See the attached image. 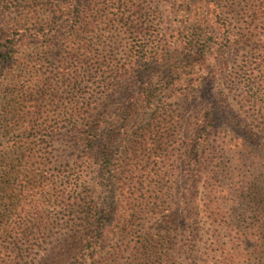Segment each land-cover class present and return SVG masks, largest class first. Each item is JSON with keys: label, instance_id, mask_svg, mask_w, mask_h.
I'll return each instance as SVG.
<instances>
[{"label": "rangeland", "instance_id": "obj_1", "mask_svg": "<svg viewBox=\"0 0 264 264\" xmlns=\"http://www.w3.org/2000/svg\"><path fill=\"white\" fill-rule=\"evenodd\" d=\"M199 1L209 7L214 4V0ZM218 1L222 14L216 22L219 26L226 24L231 27V38L224 49H213L205 58V82L194 81L191 75L183 76L167 102L170 124L162 130L157 116V121L148 126V115L143 129L130 135L138 137L143 134L146 139L140 145L134 139L127 143L130 161L126 163L130 165L127 167L128 176L143 181L147 191L135 198L127 197L119 206L121 219L109 224L104 250L116 264H131L137 243L146 234L152 235L155 241L161 240L163 252L159 254L164 262L168 259L166 264H193L190 233L197 247V264H215L216 254L221 248L225 253L229 252L234 248L235 240L251 225L264 226V36L247 31L248 4L252 1ZM184 2L157 0L155 6L164 13V17L157 20L159 26L164 29L179 27L181 13L171 15L170 9L174 5L180 9ZM22 19V14L17 12L0 14V39L9 29L20 22L25 23ZM185 38L189 39L186 34L183 35ZM115 54L118 59L122 57L118 51ZM19 57L21 61L9 75L0 78L1 97L3 87L15 77L25 76L28 68L39 71L34 77V83L38 85L46 80V73L50 76L56 64L55 53L51 54V49L36 45L19 49ZM191 63H194L192 59H186L184 65ZM36 90L41 91L42 86ZM81 90L82 87L60 89L64 101H60L58 109L61 111L57 109V115L71 112V109L87 112L93 104L118 114L128 99L127 95L117 93L110 97L98 96L94 100L82 96ZM222 97L224 103L219 110L222 120L210 137V148L201 146L199 149L203 163L200 168L189 158L196 138L194 129L206 110L215 107ZM37 98L40 99V95ZM51 109L46 107L52 115L54 111ZM232 115L246 119L247 130L258 133L260 146L245 144L242 136L245 131L235 133L228 126L226 116ZM58 121H61L58 130L38 143L45 164L31 166L30 175L17 173L11 181L20 189L26 186L27 194L12 201L1 200L2 209L16 204L31 213H39L37 216H25L21 221L27 229L16 245L5 243L4 238H0L3 264H61L67 248L79 236L83 217L89 208L96 206L98 195L95 196V192L100 190L98 173L106 167L98 158L104 151L103 145L98 141L91 153L94 158L86 156L65 136L67 124L62 119ZM113 135L115 143H112L111 153L115 156L116 141L126 134L124 129H119ZM17 139L18 133L10 136L0 134V155ZM18 156L15 153L14 158ZM14 167L17 172L26 171L17 163ZM197 181L201 182L195 187L194 182ZM251 194L254 202H251ZM209 197L215 204L213 208L219 210L215 212L219 215V223L214 224L198 215ZM192 208L197 213L194 220ZM182 219H187L188 228L181 227ZM250 247L245 244L239 251ZM250 251H253L252 247ZM260 251L250 260L240 259L238 264H264V249Z\"/></svg>", "mask_w": 264, "mask_h": 264}, {"label": "trees", "instance_id": "obj_2", "mask_svg": "<svg viewBox=\"0 0 264 264\" xmlns=\"http://www.w3.org/2000/svg\"><path fill=\"white\" fill-rule=\"evenodd\" d=\"M251 1L247 11V31L264 36V0ZM156 2L0 0V14L17 12L22 14L25 22L9 29L0 39V78L7 77L21 61L19 49L36 45L51 49V54L55 53L56 57L55 68L50 76L46 73L43 83L40 81L35 85L34 77L39 71L30 67L25 76L15 77L3 87L4 94L0 95V134L10 136L18 133V139L0 155V238H4L5 243L16 245L27 229L21 221L25 216H37L39 213H31L16 204L2 209L1 200L12 201L27 194L26 186L20 189L11 181L15 174L30 175L31 166L45 164L38 143L48 134L56 132L61 122L58 120L62 119L67 124L65 136L86 156H91L98 141L103 145L104 151L98 158L106 167L98 173L100 190L95 192V196L98 195L96 206L94 204L89 208L83 217L79 236L67 248L61 264H116L104 250L109 224L121 219L119 206L127 197L135 198L147 191L143 181L128 176L127 167L130 165L126 163L130 161L127 158V143L134 139L140 145L146 139L143 134L138 137L130 135L143 129L148 115V126H152L157 118L162 130L169 125L170 107L167 102L174 93L176 83L186 75L193 76L194 81L205 82V58L213 49H224L231 38V27L226 24L222 27L216 22L222 14L218 0H214L213 7L199 0H185L180 9L174 5L170 13L180 12L181 22L179 27L166 29L158 24L157 20L163 18L164 13L155 6ZM184 34L189 39H183ZM116 51L121 58H117ZM186 59H192L194 63L185 66ZM178 64L182 66L177 67ZM38 86H42L41 91L36 90ZM71 87H82L81 95L94 100L98 96L110 97L117 93L127 95L128 99L118 114L93 104L87 112L71 109V112L57 115L58 106L61 107L64 101L60 89ZM39 95L40 99L37 98ZM223 103L222 97L215 107H209L194 129L196 138L189 158L200 168L203 163L199 149L201 146L210 148V137L222 120L219 110ZM47 106L53 108L52 115L46 110ZM226 119L235 133L245 131L242 135L245 144L261 145L258 133L247 130L246 119L237 115L226 116ZM119 129H124L126 135L116 141L118 145L114 156L111 153L112 143H115L113 134ZM15 153L19 155L17 159L14 158ZM15 163L26 171L17 172ZM200 182H194L195 187ZM250 197L254 202V195ZM213 205L210 197L207 198L201 207L203 211L198 215L215 224L219 223V215L215 213L219 210H215ZM196 216L192 208V219ZM180 225L188 228L187 219L180 220ZM192 237L190 233V247L193 249L190 254L194 258L193 264H197L198 252ZM253 239L256 241L251 243ZM235 242L229 252L225 253L222 248L219 250L215 264H238L240 259L250 260L252 255L260 254V250L264 249V226L251 225ZM245 244L253 251H250L251 247L239 251ZM162 247L161 240L155 241L152 235H144L137 243L131 264H136V261L137 264H166L168 259L164 262L159 254ZM164 256L169 257L168 254ZM3 261L0 259V264Z\"/></svg>", "mask_w": 264, "mask_h": 264}]
</instances>
